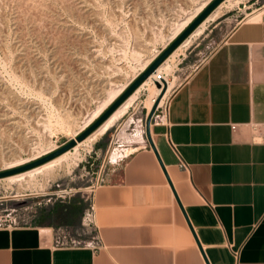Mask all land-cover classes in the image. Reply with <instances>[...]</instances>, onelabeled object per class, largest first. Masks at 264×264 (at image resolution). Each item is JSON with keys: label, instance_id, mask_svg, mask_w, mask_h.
I'll list each match as a JSON object with an SVG mask.
<instances>
[{"label": "crops", "instance_id": "1", "mask_svg": "<svg viewBox=\"0 0 264 264\" xmlns=\"http://www.w3.org/2000/svg\"><path fill=\"white\" fill-rule=\"evenodd\" d=\"M203 35L194 32L158 74L177 55L191 63L184 52ZM126 132L137 140L119 132L94 144L106 152L91 198L102 248H54L53 226L0 228V264H207L199 245L209 264H264V8L173 92L167 122L151 125L160 160L142 120Z\"/></svg>", "mask_w": 264, "mask_h": 264}, {"label": "rangeland", "instance_id": "2", "mask_svg": "<svg viewBox=\"0 0 264 264\" xmlns=\"http://www.w3.org/2000/svg\"><path fill=\"white\" fill-rule=\"evenodd\" d=\"M214 1L0 0V172L75 140L110 95L126 86L121 96ZM218 8L219 17L206 25L210 36L206 41L198 37L194 45H202L184 52L194 60L186 64L177 55L170 61L171 87L163 105L222 36L264 8V0H224L212 13ZM154 95L152 85H146L127 115L101 138L120 132L121 141L137 140L126 131L132 120H142L146 128ZM124 132L130 138H122ZM94 144L77 149L75 144L62 163L39 173L0 178V226L29 227L40 221L90 237L91 198L106 169V152L99 153ZM114 149L108 159H117Z\"/></svg>", "mask_w": 264, "mask_h": 264}, {"label": "water", "instance_id": "3", "mask_svg": "<svg viewBox=\"0 0 264 264\" xmlns=\"http://www.w3.org/2000/svg\"><path fill=\"white\" fill-rule=\"evenodd\" d=\"M224 0H215L168 48L161 54V56L153 62V64L84 132H82L75 140H71L66 145L62 146L55 152L35 161L30 164H27L23 167L16 168L9 171L0 172V178L24 172L35 167L41 166L54 158L64 154L66 151L72 149L75 144L84 141L89 137L93 132H95L109 117L139 88V86L145 82L151 75L157 72L158 68L162 63L210 16V14L223 2ZM160 84L157 83V86ZM158 102L155 104L151 112L148 114L146 119V137L147 140L159 158L158 151L154 144L152 134H151V125L152 119L156 112ZM160 160V158H159ZM203 256L207 264H209L201 246L199 245Z\"/></svg>", "mask_w": 264, "mask_h": 264}, {"label": "bare ground", "instance_id": "4", "mask_svg": "<svg viewBox=\"0 0 264 264\" xmlns=\"http://www.w3.org/2000/svg\"><path fill=\"white\" fill-rule=\"evenodd\" d=\"M203 6V5H202ZM203 8V7H202ZM202 8H200V9H198L197 11L199 12ZM221 8V7H220ZM220 8H218V10H216L214 13H212L194 32H195V34H201V33H203V31L206 29V25H207V23H209L210 21H215L218 17H219V14H220ZM191 20H192V18H188V20L186 21V22H184L181 26H180V28L177 30L178 31V33H180V31H182V29L184 30L188 25H189V23L191 22ZM193 32V33H194ZM177 33V34H178ZM192 33V34H193ZM191 34V35H192ZM190 35V36H191ZM189 36V37H190ZM188 37V38H189ZM176 38V37H175ZM174 38V39H175ZM187 38V39H188ZM186 39V40H187ZM185 40V41H186ZM184 41V42H185ZM183 42V43H184ZM182 43V44H183ZM181 44V45H182ZM180 45V46H181ZM179 46V47H180ZM174 53V52H173ZM166 62V61H165ZM164 62V63H165ZM163 63V64H164ZM162 64V65H163ZM161 65V66H162ZM160 66V67H161ZM159 67V68H160ZM159 68H158V70H159ZM157 70V72L156 73H154L153 75H151L142 85L143 86H146V85H148L151 81H152V83L155 85V86H157V83L158 82H154V79L155 78H157V76L159 75L158 74V71ZM161 75H165V79H164V77H162L163 79H162V81L159 83L160 85L159 86H157V90H155V96H154V98H151V102L149 103V113L151 112V110L153 109V107L155 106V104L158 102V106H161V104H163V102H164V99L166 98V96L168 95V93H169V89H167V88H169V84H170V81H169V79H168V77L166 76L167 74H164V73H162ZM154 78V79H153ZM141 85V86H142ZM142 86V87H143ZM154 86V87H155ZM141 87V88H142ZM125 88H126V86L125 87H122L121 89L119 88L117 91H115L112 95H110V98L108 99V100H106V102L104 103V104H102L100 107H99V109L92 115V117H91V119H89V121H88V123H89V125L90 124H92V123H94L105 111H106V109L118 98V96H120V94L125 90ZM140 88V87H139ZM138 88V89H139ZM140 88V89H141ZM137 89V90H138ZM139 89V90H140ZM136 90V91H137ZM139 90L136 92H134L110 117H109V119L108 120H106L95 132H93L89 137H87L84 141H82V142H79V143H77L78 144V146H77V144H76V146H74V147H76L75 149H77L79 146H81V145H84V144H91V143H95L96 141H98L102 136H105L107 133H109L115 126H116V124H117V122L120 120V119H122V118H124L125 117V115L128 113V111H129V109H131L133 106H134V104L136 103V101H137V98H138V92H139ZM162 92V93H161ZM161 94V95H160ZM158 106H157V108H158ZM122 138H130L128 135H127V133H122V136H121ZM70 153V152H69ZM69 153H67V154H69ZM67 154L65 153V155L64 154H62V155H60V156H58V157H56L55 159H53V160H51V161H49V162H47V163H45V164H43V165H41V166H39V167H37V169L36 168H34V169H32V171L31 170H29V172L27 171V173L25 172V177H27V176H30V175H32V174H34V173H39V172H41V171H43V170H46V169H50L51 167H53L55 164H59V163H62L61 161L62 160H64L65 158H66V156H67ZM116 155H117V153H116ZM115 156V155H114ZM116 159V158H115ZM114 159V160H115ZM24 174H22V175H17V176H14L13 178H14V180H16V179H20V178H22V177H24L23 176ZM18 181V180H17Z\"/></svg>", "mask_w": 264, "mask_h": 264}, {"label": "built area", "instance_id": "5", "mask_svg": "<svg viewBox=\"0 0 264 264\" xmlns=\"http://www.w3.org/2000/svg\"><path fill=\"white\" fill-rule=\"evenodd\" d=\"M161 53V52H160ZM160 53L158 55H160ZM158 55L156 57H158ZM162 77L165 79V75L159 74L157 78L154 79V82L160 83L162 81ZM164 103V102H163ZM169 114V102L166 104H161L156 109V112L152 119V126L155 124L166 123L168 120ZM237 125H233V130L237 129ZM109 160H112V157H109ZM101 182V183H100ZM103 180L99 179V185L102 184ZM90 223L93 227V231L90 237L81 238L79 235L75 233L72 228H56L52 229V244L54 248H90L95 251L100 250L102 248L100 234L95 227L92 220V205L90 212ZM9 228L11 226H0V228Z\"/></svg>", "mask_w": 264, "mask_h": 264}, {"label": "trees", "instance_id": "6", "mask_svg": "<svg viewBox=\"0 0 264 264\" xmlns=\"http://www.w3.org/2000/svg\"><path fill=\"white\" fill-rule=\"evenodd\" d=\"M40 224H41L40 221L34 223V225H40Z\"/></svg>", "mask_w": 264, "mask_h": 264}]
</instances>
